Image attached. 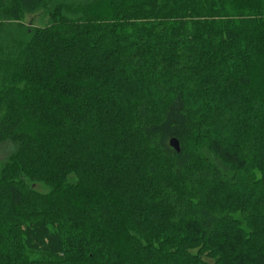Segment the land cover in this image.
I'll return each instance as SVG.
<instances>
[{
	"label": "trees",
	"instance_id": "1",
	"mask_svg": "<svg viewBox=\"0 0 264 264\" xmlns=\"http://www.w3.org/2000/svg\"><path fill=\"white\" fill-rule=\"evenodd\" d=\"M7 145L0 264H264V0H0Z\"/></svg>",
	"mask_w": 264,
	"mask_h": 264
},
{
	"label": "rangeland",
	"instance_id": "2",
	"mask_svg": "<svg viewBox=\"0 0 264 264\" xmlns=\"http://www.w3.org/2000/svg\"><path fill=\"white\" fill-rule=\"evenodd\" d=\"M42 14L43 13H39V14H36V15H33L32 17H30V18H28V21L32 18L33 19V22L36 24V25H42ZM10 149V146L9 145H7V146H4V147H2V148H0V158H3V157H5V155H6V150L8 151ZM38 188L39 189H41V190H45V188L46 187H44L43 185H40V186H38Z\"/></svg>",
	"mask_w": 264,
	"mask_h": 264
},
{
	"label": "water",
	"instance_id": "3",
	"mask_svg": "<svg viewBox=\"0 0 264 264\" xmlns=\"http://www.w3.org/2000/svg\"><path fill=\"white\" fill-rule=\"evenodd\" d=\"M171 146L174 147L178 152L181 150L180 142L177 138H172L171 139Z\"/></svg>",
	"mask_w": 264,
	"mask_h": 264
}]
</instances>
